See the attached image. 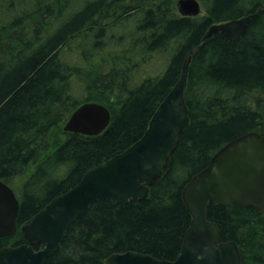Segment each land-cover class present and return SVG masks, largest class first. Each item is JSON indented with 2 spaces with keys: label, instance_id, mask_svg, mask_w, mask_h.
Instances as JSON below:
<instances>
[{
  "label": "trees",
  "instance_id": "trees-1",
  "mask_svg": "<svg viewBox=\"0 0 264 264\" xmlns=\"http://www.w3.org/2000/svg\"><path fill=\"white\" fill-rule=\"evenodd\" d=\"M175 4L0 0V178L21 203L18 232L0 236V249L27 243L21 224L87 170L143 137L187 52L211 25L254 12L264 0H202L207 15L196 17L180 15ZM57 10L60 16L48 28L46 20ZM114 44L122 48L113 52L123 53L113 56ZM126 45L129 58L121 51ZM160 53L166 57L156 70ZM120 56L122 64L116 63ZM141 64L140 80L135 71ZM78 90L87 95L77 96ZM185 98L190 122L166 177L145 199L93 203L45 264H106L111 254L127 250L170 260L179 255L192 220L185 185L228 141L251 131L264 134V8L240 40L218 33L193 55ZM87 101L110 109L108 127L97 135L64 131L61 139V125ZM32 163L35 169L16 190V180ZM207 217L217 223L223 241L239 245L243 264H264V211L211 203Z\"/></svg>",
  "mask_w": 264,
  "mask_h": 264
},
{
  "label": "water",
  "instance_id": "water-1",
  "mask_svg": "<svg viewBox=\"0 0 264 264\" xmlns=\"http://www.w3.org/2000/svg\"><path fill=\"white\" fill-rule=\"evenodd\" d=\"M263 8L264 5L241 17L211 25L201 42L187 52L177 82L158 106L143 137L87 170L75 186L21 224L27 243L1 248L0 264H45L46 258L60 247L69 226L93 203H127L147 198L150 187L168 174L171 156L190 122L185 90L193 55L218 33L240 40ZM177 9L182 16L196 17L202 15L203 7L199 0H178ZM110 121L111 111L106 105L87 101L74 110L64 131L97 135ZM183 197L192 220L175 259L127 250L111 254L106 264H243L239 245L233 240L223 241L220 228L207 214L211 203L239 204L264 211V134L251 131L221 146L209 164L185 185ZM20 209L14 189L0 178V236L16 235Z\"/></svg>",
  "mask_w": 264,
  "mask_h": 264
},
{
  "label": "rangeland",
  "instance_id": "rangeland-1",
  "mask_svg": "<svg viewBox=\"0 0 264 264\" xmlns=\"http://www.w3.org/2000/svg\"><path fill=\"white\" fill-rule=\"evenodd\" d=\"M177 1L178 0H175V3H176L175 4V8H176V11L178 12V9H177ZM199 1L201 2L202 0H199ZM54 13H55V15H54L53 19L48 18L46 20V25H48V28L54 26L55 21H53V20L56 19V18H59V16H60V10L54 11ZM202 15H207V12L204 9L202 10ZM42 33L43 34L47 33V29H44V31ZM112 47L113 48L111 49L112 50L111 52H112V55L113 56L115 54H118L119 55V53H123V52H119V51L113 52L115 49H117V47H119V48L121 47L122 48V45L115 46V44H114ZM129 47H131V46L126 45V47L124 46V50H121V51H124L125 54H127L126 55V58H127V56L129 58L132 55V52L129 50L130 49ZM111 52L109 51L107 54L104 53V55H100V56H108V55H110ZM165 57H166V54L165 53L164 54L163 53H160V55H158V58L155 61L157 63H154V67H155L156 70H158L159 68L162 67ZM99 59H100V57H99ZM122 62H123V60H122V57L121 56L116 58V63L122 64ZM94 67H95V65H94ZM135 73L137 74L136 76L140 80L143 78V64H141L140 68L137 69L135 71ZM76 94H77V96H81V97H83V96L85 97L87 95L86 94V90L85 91L84 90H82V91L81 90H78L76 92ZM64 125H61V127H60L61 132L59 130V134H60L61 139H64V137H65V135H64ZM35 166H36L35 163L30 164L29 165V168H27V170L25 171V173L16 180L15 187H14L16 190H18L20 188V186L24 183V181L30 175V173L33 172V170L35 169Z\"/></svg>",
  "mask_w": 264,
  "mask_h": 264
}]
</instances>
